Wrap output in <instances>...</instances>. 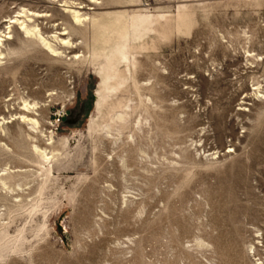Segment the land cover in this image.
<instances>
[{"label":"rangeland","instance_id":"374dc122","mask_svg":"<svg viewBox=\"0 0 264 264\" xmlns=\"http://www.w3.org/2000/svg\"><path fill=\"white\" fill-rule=\"evenodd\" d=\"M0 31V264H264V0H0Z\"/></svg>","mask_w":264,"mask_h":264},{"label":"bare ground","instance_id":"6f19581e","mask_svg":"<svg viewBox=\"0 0 264 264\" xmlns=\"http://www.w3.org/2000/svg\"><path fill=\"white\" fill-rule=\"evenodd\" d=\"M75 17H76V16H75ZM76 21H77V20H76ZM15 22L17 23L18 21L15 20V19H13V18L10 19V23H15ZM21 29H25V27H24L23 25H21ZM26 32L28 33L29 31L26 30ZM6 36H7V35H6V32H1V31H0V42L2 41V38H1V37H6ZM42 40H43L45 46H47V48H48L47 50H50L53 54H55L54 51L51 49L50 44L47 43L45 39H42ZM55 55H56V54H55Z\"/></svg>","mask_w":264,"mask_h":264}]
</instances>
